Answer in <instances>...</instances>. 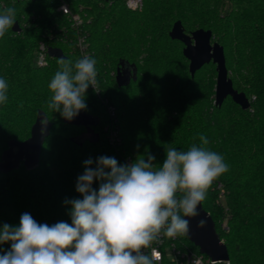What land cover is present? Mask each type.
I'll list each match as a JSON object with an SVG mask.
<instances>
[{
	"label": "trees",
	"instance_id": "1",
	"mask_svg": "<svg viewBox=\"0 0 264 264\" xmlns=\"http://www.w3.org/2000/svg\"><path fill=\"white\" fill-rule=\"evenodd\" d=\"M61 3L82 19L78 33L97 61V94L89 86L87 108L72 120L48 108V84L60 69L59 58L46 53L44 63H38L40 44L61 50L65 60L80 59L75 43L79 34L58 10ZM141 4L131 11L124 0H0V13L14 8L20 28L0 38V78L9 86L8 100L0 104V229L4 224L18 227L24 213L40 224H71V203L65 201L83 198L76 185L88 159L95 169L101 156L130 165L138 157L147 162L151 154L162 165L166 149L201 146L203 135L208 140L203 146L221 154L229 170L199 205L226 246L229 264H264V0ZM176 22L186 35L198 29L212 33V43L223 48L233 89L247 98L249 109L242 110L230 97L215 105L213 63L190 76L183 44L170 37ZM117 71L128 77L121 87ZM102 100L115 111L116 148L104 130L111 119ZM44 114L48 130L37 166L27 170L20 164L2 172L11 144L26 142ZM87 132L92 138H83ZM99 185L94 179L92 188L98 191ZM178 238L199 251L186 235ZM10 248V242L0 244V255Z\"/></svg>",
	"mask_w": 264,
	"mask_h": 264
},
{
	"label": "clouds",
	"instance_id": "2",
	"mask_svg": "<svg viewBox=\"0 0 264 264\" xmlns=\"http://www.w3.org/2000/svg\"><path fill=\"white\" fill-rule=\"evenodd\" d=\"M15 23L16 10L4 9L0 38ZM57 63L60 69L48 84V108L72 120L87 108L89 86L96 89L97 61L85 55L75 63L64 58ZM8 87L0 78V104L8 100ZM47 123L45 115L41 124ZM200 141L201 146L193 144L187 151L166 149L162 165L151 154L147 162L138 157L130 165L101 156L95 169L90 167L93 160H86L76 185L83 198L65 201L71 203V224H40L28 213L21 215L18 227L4 224L0 244L10 242L11 248L0 255V264H156L161 257L153 244L162 236L188 235L186 217L198 215L214 181L229 170L221 154L203 146L207 138L201 135ZM94 179L100 181L98 191L92 188ZM204 225L201 220L199 226Z\"/></svg>",
	"mask_w": 264,
	"mask_h": 264
},
{
	"label": "water",
	"instance_id": "3",
	"mask_svg": "<svg viewBox=\"0 0 264 264\" xmlns=\"http://www.w3.org/2000/svg\"><path fill=\"white\" fill-rule=\"evenodd\" d=\"M19 31L20 28L15 23L12 32L18 33ZM170 37L173 40L181 41L183 44L182 54L189 63L188 69L191 77L210 62L216 66L215 105L220 106L226 98L230 97L242 110L249 109L250 104L247 98L233 89L225 66L223 48L216 42L212 43V33L209 30L198 29L190 35H186L180 22H176L172 27ZM47 54L52 58H62L61 50L56 48H49ZM115 80L117 85L121 87L128 81V77L126 74L117 71ZM42 128H44L43 132L41 131ZM47 130L48 125L41 124V116L39 115L32 127L30 138L23 143L11 144L3 157L1 171L10 172L17 169L20 164L27 170L36 167ZM197 212L198 215L195 217H186L189 220V234L186 235L188 241L197 247L201 254L213 261H228L227 248L220 242L211 217L201 209L200 205H198ZM201 220L205 222L203 227L199 226Z\"/></svg>",
	"mask_w": 264,
	"mask_h": 264
},
{
	"label": "built area",
	"instance_id": "4",
	"mask_svg": "<svg viewBox=\"0 0 264 264\" xmlns=\"http://www.w3.org/2000/svg\"><path fill=\"white\" fill-rule=\"evenodd\" d=\"M124 1L126 8L131 11L139 10L142 5L141 0ZM58 10L68 16L71 27L77 31V34H79L78 31H80V27L82 25V19L80 18V16L77 13L71 12L64 3H61L58 6ZM75 43L80 58H83L85 55L89 56L88 45L82 35H77ZM46 53L47 47L43 44H40L38 57L39 64L44 63ZM90 87L95 90L97 94V90L92 86ZM102 103L106 105L107 102L105 100H102ZM106 110L111 119V123L108 124L104 128V130L107 133V140L109 145L113 148H116L120 143V138L118 136V129L115 126V111L114 108L109 105L106 107ZM219 198H221V196ZM221 228L225 231L227 230L225 222L221 225ZM220 242L223 243L222 241ZM153 247L158 249L161 257L160 260L156 262V264H229L228 261H213L206 255L201 254L199 251L196 252L188 248L179 240L178 236L172 239L162 236L161 242L159 244H153ZM150 251V249L145 250L146 253H150Z\"/></svg>",
	"mask_w": 264,
	"mask_h": 264
},
{
	"label": "rangeland",
	"instance_id": "5",
	"mask_svg": "<svg viewBox=\"0 0 264 264\" xmlns=\"http://www.w3.org/2000/svg\"><path fill=\"white\" fill-rule=\"evenodd\" d=\"M214 89H215V88H214ZM85 137H87V138H92V134L89 133V132H87L86 134H84V137H83V138H85ZM220 201H223V197L220 198Z\"/></svg>",
	"mask_w": 264,
	"mask_h": 264
}]
</instances>
